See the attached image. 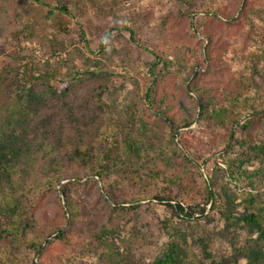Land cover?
<instances>
[{"label": "rangeland", "instance_id": "374dc122", "mask_svg": "<svg viewBox=\"0 0 264 264\" xmlns=\"http://www.w3.org/2000/svg\"><path fill=\"white\" fill-rule=\"evenodd\" d=\"M31 85L56 91L36 123L38 136L62 135L64 166L58 183L23 190L28 225L22 237L0 235V264H148L171 216L148 196L149 170L167 177L157 193L201 224L205 179L264 199V154L251 149L264 147V0H0V125ZM53 104L92 117L59 119ZM76 130L92 150L110 148V174L87 175V161L67 158ZM125 135L147 151L141 163H127ZM212 215L213 233L222 222ZM106 225L109 250L91 236ZM246 237L238 230V242ZM210 249L230 246L216 236Z\"/></svg>", "mask_w": 264, "mask_h": 264}, {"label": "trees", "instance_id": "16d2710c", "mask_svg": "<svg viewBox=\"0 0 264 264\" xmlns=\"http://www.w3.org/2000/svg\"><path fill=\"white\" fill-rule=\"evenodd\" d=\"M42 3L48 5L43 1ZM55 8L64 13L68 12L67 7L60 1L56 2ZM48 95L55 96V89L47 88L46 92H39L33 85L29 86L6 110V122L0 125V218L3 219L0 223V235L21 237L24 235L30 217L29 212L23 207L26 196L24 189L33 187L39 190L60 180L64 158L58 146L63 143V137L61 134L53 133L49 139V133L47 136H38L37 132L36 119H40L37 115L51 106ZM95 100L100 101L99 98ZM53 106L54 112L56 107L57 112L63 109L64 115L59 119H68L69 122L78 123L80 119L92 117L88 110L77 114L68 106L55 104ZM71 126L77 128L75 124ZM76 134L73 150L67 151V158L72 161H87V175L102 179L110 174L113 171L111 163L114 160L109 153L110 148L94 151L91 146L82 142L77 130ZM122 140L128 149L127 163L132 165L141 163V153L146 155L147 151L128 135ZM251 149H258L264 154V147L261 145L251 146ZM71 176L74 178L76 175ZM148 176L154 183L156 182L157 187L160 182L167 180L159 170H149ZM157 187L153 184L148 196L155 201L163 202L171 210V216L160 222L161 229L167 235V241L148 264H264V199H260L250 189H243L234 194L220 183L205 179V201H210V208L204 215V223L201 224L198 218L194 221L190 219L192 212L189 208H184L177 202L172 204L169 202L172 198L163 195L162 192L157 193ZM61 191L66 199L65 206L70 218L77 217L78 208L71 202L64 187ZM108 197L115 201L112 194L108 193ZM200 212L203 217L204 209ZM212 214H217L222 222V228L213 233L205 225L212 220ZM175 216L178 221H174ZM238 230L247 234L242 243L237 241ZM111 231L112 227L106 225L91 236L103 243L105 250H109L110 246L102 241V238ZM216 236L230 246L228 252L211 251ZM41 242L42 240L34 237L28 247L38 252Z\"/></svg>", "mask_w": 264, "mask_h": 264}]
</instances>
